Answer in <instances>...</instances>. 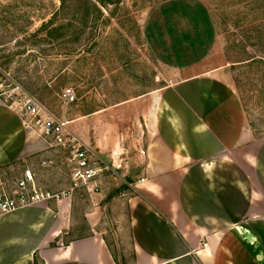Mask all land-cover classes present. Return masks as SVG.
<instances>
[{
  "label": "crops",
  "instance_id": "0c3cea01",
  "mask_svg": "<svg viewBox=\"0 0 264 264\" xmlns=\"http://www.w3.org/2000/svg\"><path fill=\"white\" fill-rule=\"evenodd\" d=\"M192 66L176 63L172 85L72 121L120 178L1 215L0 264H119L114 224L128 227L131 264H264V137L229 67ZM5 167L48 191L70 181L66 156L0 101Z\"/></svg>",
  "mask_w": 264,
  "mask_h": 264
},
{
  "label": "rangeland",
  "instance_id": "374dc122",
  "mask_svg": "<svg viewBox=\"0 0 264 264\" xmlns=\"http://www.w3.org/2000/svg\"><path fill=\"white\" fill-rule=\"evenodd\" d=\"M59 6V0H0V12L16 9L17 17L33 20L0 21V101L6 105L26 92L76 121L172 85L176 63L193 65L192 72L227 66L250 123L264 137V0H112L89 13L80 0L55 22L62 27L50 41L26 42L18 30H36ZM68 88L77 97L69 105L58 97ZM0 173L5 189H14L18 170ZM113 227L106 234L112 252L119 264H131L128 227Z\"/></svg>",
  "mask_w": 264,
  "mask_h": 264
},
{
  "label": "built area",
  "instance_id": "2783aa9c",
  "mask_svg": "<svg viewBox=\"0 0 264 264\" xmlns=\"http://www.w3.org/2000/svg\"><path fill=\"white\" fill-rule=\"evenodd\" d=\"M18 94L17 103H11L9 107L20 114L26 128L39 135L51 149L66 156L70 181L64 190L51 192L40 187L34 175L27 171L18 179L14 189L6 190L0 173V216L50 200H69L76 193L96 191L108 177L120 178L117 170L120 167L106 162L100 150L82 138L72 121L58 117L36 97L26 92ZM58 97L67 105L77 100L75 92L70 88L63 90ZM47 165L45 162L44 166ZM122 196L125 197L126 194ZM58 245L66 247L63 241H59ZM203 247L207 248L208 243H204Z\"/></svg>",
  "mask_w": 264,
  "mask_h": 264
},
{
  "label": "trees",
  "instance_id": "16d2710c",
  "mask_svg": "<svg viewBox=\"0 0 264 264\" xmlns=\"http://www.w3.org/2000/svg\"><path fill=\"white\" fill-rule=\"evenodd\" d=\"M59 2H60V6L56 8V10L51 14L50 19L44 21L39 28H37L34 31H31L32 29L31 30L27 29V31H25V26H23L20 30H18L20 32H23V38L26 40V42L35 44L44 41H50V39H52L53 36H55L53 34L59 32L62 27L61 26L55 28V22L57 20L62 21L65 18L67 11H69L73 6L78 7V4H80V0H59ZM110 2H112V0H83L87 13H89L91 10L100 12L102 8L108 7L110 5ZM9 9L10 8H7L6 10H2L0 12L1 25L4 26V24L8 23L9 21L16 22L18 19L25 20V23L27 21V23L32 25L33 20L30 16L26 15V13H23L25 14L23 16L18 15L17 17L16 9L11 11ZM74 20L76 21L78 20V18L75 17Z\"/></svg>",
  "mask_w": 264,
  "mask_h": 264
}]
</instances>
